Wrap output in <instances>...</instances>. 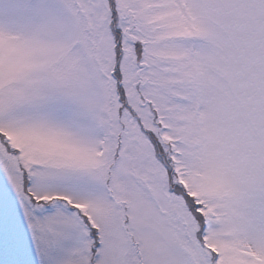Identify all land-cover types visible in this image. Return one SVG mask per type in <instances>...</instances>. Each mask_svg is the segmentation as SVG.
Segmentation results:
<instances>
[{"label":"snow or ice","instance_id":"snow-or-ice-1","mask_svg":"<svg viewBox=\"0 0 264 264\" xmlns=\"http://www.w3.org/2000/svg\"><path fill=\"white\" fill-rule=\"evenodd\" d=\"M0 264H264V0H0Z\"/></svg>","mask_w":264,"mask_h":264}]
</instances>
